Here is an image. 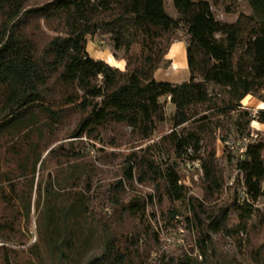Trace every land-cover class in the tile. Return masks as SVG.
Listing matches in <instances>:
<instances>
[{"label": "trees", "instance_id": "trees-1", "mask_svg": "<svg viewBox=\"0 0 264 264\" xmlns=\"http://www.w3.org/2000/svg\"><path fill=\"white\" fill-rule=\"evenodd\" d=\"M245 2L249 13L227 22L212 9L236 13V0H171L176 17L164 0H0V241L24 243L19 223H29L35 204L37 240L28 264H151L148 241L157 234L146 224V207L153 198L185 202L202 257L184 251L154 264H204L214 254V235L246 231L264 197V131L250 132L253 120L264 124V109L252 114L240 101L250 95L264 102V0ZM87 35L108 41L123 69L91 58ZM174 41L185 42L188 79L157 81ZM166 99L173 107L169 131L125 154L121 178L95 190L96 168L73 143L148 140L165 121ZM58 132L70 147L49 148L64 138ZM230 136L233 143L248 139L234 164L245 198L235 192L218 205L225 180L215 142ZM231 147H224L228 160ZM193 161L202 172V199L181 183L179 164ZM134 184L155 196L126 200ZM167 211L169 220L178 215ZM125 218L144 229L118 230ZM14 252L0 245V264H18ZM259 255L257 249L249 257L258 264Z\"/></svg>", "mask_w": 264, "mask_h": 264}, {"label": "rangeland", "instance_id": "rangeland-1", "mask_svg": "<svg viewBox=\"0 0 264 264\" xmlns=\"http://www.w3.org/2000/svg\"><path fill=\"white\" fill-rule=\"evenodd\" d=\"M165 11L171 17H176L177 14L172 6L171 0H164ZM238 4V9L236 13H225L222 11V6L213 7L212 11L215 17L219 20L232 22L235 21L239 11L244 13H249V9L246 5L245 0H236ZM182 42L185 49V42ZM173 44V43H172ZM86 50L89 56L96 60H101L105 57V60L109 64H114L112 55L111 45L106 40H101L97 36L87 35L86 36ZM180 51V50H179ZM106 54V55H105ZM168 59L167 56H165ZM116 60V59H115ZM173 62V60H172ZM113 66V65H112ZM170 64L166 67H161L156 71V80L162 79V82L177 83L183 80L186 76L188 79V70L186 68L174 72L170 69ZM161 101H165L161 98ZM242 107L251 111L252 114H256L261 108H264V102L261 100L247 95L244 99L240 101ZM260 108V109H259ZM173 111V107L166 99L165 102V114L166 118L163 124L158 126V130L152 135L148 140L134 145H121L119 147H112L98 141H88L86 138H82L86 143L84 146L81 143L74 142L72 148L75 150H80L86 153V160H89L96 168V173H94L93 181L96 187L95 190L100 188L102 192L105 190L110 183L115 182L121 178V161L125 154L132 150L138 148H144L149 144L157 141L163 134L167 133L170 128V116ZM264 131V124L253 120L250 123V132L253 136L255 132ZM65 132H58L57 135L64 137L51 144V147L64 142L65 146H69V138L65 137ZM248 141V139H238L233 143L232 137L230 136L226 143L216 139L215 151L216 157L218 158V163L220 168L223 170L224 175V186L223 190L216 199L218 205L227 203L235 192H240V198L243 200L245 196L241 194L240 186H235L234 180L237 176L234 164L236 159L243 148V145ZM226 145H233L231 147L232 158L228 160L224 147ZM46 153V152H45ZM44 153V154H45ZM179 172L181 175V183L187 187L188 195L196 197L198 199L203 198L202 190V172L199 168V164L196 161L193 162H181L179 164ZM135 187L132 189L126 187V200L130 198V194H141L151 193L155 196L153 188L149 186H141L134 184ZM128 188V189H127ZM154 202L146 207V215L148 216V221L152 231L157 234V240L148 244L152 246V251L150 253V263L154 264L160 256H164L167 260L174 258L175 260L179 258L184 251L190 252V254L196 257L198 260H202L198 250L194 247V241L196 239V233L194 228L186 221V217L189 216L188 210L186 208L185 202H175L173 205L168 203L167 200L163 198L161 204H159L156 198H153ZM211 202L210 204H213ZM254 207L258 209V214L253 216L249 222L246 231L235 234L234 236H223L222 234H216L213 236L214 244V254H211L204 264H255L252 262L250 253L253 254L257 249L260 251L258 264H264V225L260 222L264 218V197H261L255 204ZM99 208V207H98ZM172 208L178 211V215L174 219L169 220L167 209ZM110 208L107 205L103 208V212L109 213ZM37 208L35 204L31 205L29 223L20 222L19 225L23 232L22 240L24 243L18 244L15 240L10 241H0V245L6 246L15 250L14 253H10L11 260H14L18 264H28V260L31 258L28 252V247L37 240ZM230 226L237 224V219L235 214H231ZM136 226L139 230L144 228L137 223V220L132 218H125L121 222V226L118 230L131 231L133 227ZM115 229V227H113ZM21 232V233H22ZM120 232V231H119ZM148 240V237H144ZM150 240V239H149ZM1 254V253H0ZM14 258V260H13Z\"/></svg>", "mask_w": 264, "mask_h": 264}, {"label": "bare ground", "instance_id": "bare-ground-1", "mask_svg": "<svg viewBox=\"0 0 264 264\" xmlns=\"http://www.w3.org/2000/svg\"><path fill=\"white\" fill-rule=\"evenodd\" d=\"M166 56L172 57L173 59V62L170 67L172 71L177 72L181 69L186 68L185 52L182 49H179L178 45L175 42L169 48V51Z\"/></svg>", "mask_w": 264, "mask_h": 264}, {"label": "crops", "instance_id": "crops-1", "mask_svg": "<svg viewBox=\"0 0 264 264\" xmlns=\"http://www.w3.org/2000/svg\"><path fill=\"white\" fill-rule=\"evenodd\" d=\"M177 45H178V47H179V49H182L184 52H185V49H184V45H183V43L182 42H175ZM174 44V43H173ZM171 46H172V44H171ZM170 46V47H171ZM169 51V50H168ZM168 53V52H167ZM106 55V54H105ZM168 57V56H167ZM168 59L171 61V64H172V57H168ZM186 59V58H185ZM101 60H103V61H105L106 63H108L106 60H105V57L104 58H101ZM113 61H114V64H109V65H113V66H115V67H117V68H119V69H123V67H124V65H125V61H123V59H113ZM155 75H156V72H155ZM156 77V76H155ZM187 80V76L183 79V80H181V81H179V82H177V83H180V82H183V81H186ZM158 81H163L162 79H159ZM245 98V97H244ZM243 98V99H244ZM260 109V108H259ZM261 109H264V108H261Z\"/></svg>", "mask_w": 264, "mask_h": 264}, {"label": "built area", "instance_id": "built-area-1", "mask_svg": "<svg viewBox=\"0 0 264 264\" xmlns=\"http://www.w3.org/2000/svg\"><path fill=\"white\" fill-rule=\"evenodd\" d=\"M243 150V148L241 149V151Z\"/></svg>", "mask_w": 264, "mask_h": 264}]
</instances>
